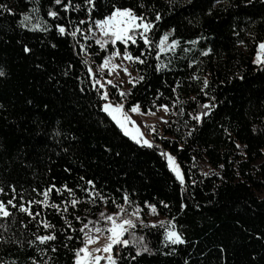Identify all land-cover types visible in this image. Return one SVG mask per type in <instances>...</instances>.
I'll list each match as a JSON object with an SVG mask.
<instances>
[{
  "label": "trees",
  "instance_id": "trees-1",
  "mask_svg": "<svg viewBox=\"0 0 264 264\" xmlns=\"http://www.w3.org/2000/svg\"><path fill=\"white\" fill-rule=\"evenodd\" d=\"M95 2L89 17L84 0H71L67 11L55 0H0L8 9L0 7V201L12 213L0 218V264H75L85 233L106 228L101 213H117V205L122 216L138 210L144 221L130 230L143 241L126 233L130 244L122 251L114 246L117 264H264V67L253 62L264 41V0ZM114 4L154 23L150 49L139 38L128 45L133 56L145 52L143 64L129 61L135 85L123 92L130 95L121 99L118 85H106L110 102L127 111L136 103L155 114L167 105L152 147L121 132L102 110L103 91L95 85L115 49L110 43L101 49L87 30ZM25 15L29 26L21 23ZM77 27L88 40L71 35ZM164 34L178 46L157 58ZM124 47L115 46L121 54ZM161 153L175 157L183 184ZM48 189L49 204L61 211L32 203L39 213L32 219L7 205L43 201ZM172 225L183 243L167 240ZM53 234L55 240H36ZM141 244L149 250L137 255Z\"/></svg>",
  "mask_w": 264,
  "mask_h": 264
},
{
  "label": "snow or ice",
  "instance_id": "snow-or-ice-1",
  "mask_svg": "<svg viewBox=\"0 0 264 264\" xmlns=\"http://www.w3.org/2000/svg\"><path fill=\"white\" fill-rule=\"evenodd\" d=\"M251 2V0H249ZM55 3L57 5L63 4V8L65 11L71 7V0H69L68 3H63V0H55ZM84 3L86 5H89L88 8V15L91 16V12L96 7L95 0H84ZM4 7L5 10H8L6 6H0ZM76 9L80 8V5H75ZM143 7V5H141ZM48 16L56 18L58 17L59 13L57 11H49ZM161 19L160 15L157 14L155 17L156 21H159ZM29 17L27 15L24 16V20L21 21V23H24V21H28ZM79 24L83 25L85 24L84 20L79 21ZM93 26L99 30L100 37L99 39H95V43L100 46L101 49H105L106 46L110 43L115 50H113L110 54V56H106L103 59L102 67L105 69L109 68L110 61L112 58L121 56V53L118 48H115L117 45V42H121L125 47L122 53V58L125 60H129L131 62H138L143 64L145 61L142 59V57L145 55V52L143 50L140 51V53L136 56H133L132 53L129 51L128 45L129 43L136 45L137 39L143 41V45L145 48H151L152 47V41L149 39L148 33L151 32V30L154 28L153 21H150L146 19V17L143 14H137V12L131 8V7H119L117 5L112 6V10L110 13L106 16H104L101 19H97L94 21V25H90L88 27L87 32L91 33L93 31ZM34 28L39 27L38 25H34ZM57 30L61 34L66 33L65 26L61 24H56ZM77 32L84 33V30L77 27L75 31L71 33L73 37L77 35ZM84 39L88 40L89 35L87 33H84ZM169 36L168 34H164L160 39L158 44L156 45V48L158 49L157 58H159V53H164L166 51H174L175 48L178 46L177 40H172L171 43H168ZM193 44L195 41L192 42ZM82 50L86 51V48L82 47ZM25 51H29V49L25 48ZM204 55H207V53H203ZM87 63V61H85ZM254 63L257 65H260L264 67V41L260 42L258 44V50L256 53V57L254 60ZM119 65L112 64L111 69L119 68ZM160 66L157 65V71H159ZM91 72V69H89ZM111 71V70H110ZM123 71L125 74L130 75L127 68H124ZM4 73L0 71V76H3ZM144 77L140 76L139 79L142 80ZM96 83H100L98 80L95 81ZM133 83V86L135 85V81H130ZM109 84H112V81H108ZM208 82L207 80L204 81V87H207ZM103 87V85H101ZM175 91V89H173ZM127 95H130V93H125L123 91L120 92L121 99H124ZM105 101H108V93L105 92L102 97ZM160 107H163L165 111H167V105H161ZM204 108H210V105L205 104L203 105ZM102 110L111 118L112 121L121 129L123 134L125 136L130 137L133 141H135L137 144H141L142 146L152 147V144L150 141L143 139V133L140 131V127L136 124V122L131 118L129 115V112L131 113H138V114H154L150 110L147 113H142L139 104H132L128 111H125V105L120 102L112 103L107 102L103 105ZM201 115H207V112H204L202 114H197L193 116V119H195L197 122L201 120ZM131 125V127H130ZM161 155H165L167 158V164L170 170L175 174L176 179L183 184L184 183V175L181 172L179 164L176 163L175 157H173L170 154L167 153H161ZM88 184L91 185L92 181H88ZM55 187V186H53ZM65 189L69 192H71V189H67V186H65ZM3 190L0 189V192ZM14 191V189H13ZM52 189H48L47 191L43 192V201H30L29 206H25V204H16L13 202V199H9L7 201V205H10L13 208H18L20 212L25 213L32 219H36L37 216H39L38 212H33L31 210L30 205L32 203L36 204H42L44 206H50L52 208H55L58 212L61 211V205L59 204H49V192H51ZM87 191V189L85 190ZM57 193H59V189H57ZM95 195H99L96 193ZM102 200H104V197H100ZM125 203L129 202L127 194L124 196ZM78 200L72 199L71 204L72 206H76L78 204ZM117 207L120 209L119 212L106 215L104 213H101V217L108 222V226L106 228H101L98 226H94V231L96 233L106 232L108 234V243L103 246V248H97L94 251L96 253H99L103 251L104 253H107L106 256L101 255H94L92 252L89 251L88 245L98 242L99 236H93L89 233H85V241L84 246L79 248L75 253V264H100L101 260H106L107 264H117V260L115 256L113 255V248L114 246H122L121 251L123 248H126L130 244V240L125 237V234L128 233L130 236L133 237V242L136 240L143 241L144 237H135V234L131 232L130 230L135 229L136 223L133 221L132 218H123L121 217V213L124 212V209L122 206L117 205ZM152 211L155 212V207L151 206ZM63 211L67 212V206L63 207ZM133 216H138V210H134L132 213ZM12 216V213L9 211L8 207L3 201H0V218H9ZM80 218L77 217V220ZM43 224V227L45 229L53 227L50 225L47 221H41ZM67 223V221H66ZM92 221H89L87 224H84L83 227L80 229L81 232H84V229H87L89 227V224H92ZM97 224L99 222H96ZM147 226V225H145ZM155 226V225H153ZM161 226H163V222H161ZM69 227L71 225L69 224ZM166 238L173 244L177 243H183V239L181 235L175 230V225H172L171 229L166 232ZM56 236L53 235H38L36 236V240H38L41 244L45 243L46 241H52L55 240ZM71 239V237H69ZM32 243V242H30ZM148 251L146 245L141 244L140 247L137 249V255L140 254V251ZM55 251V249H53Z\"/></svg>",
  "mask_w": 264,
  "mask_h": 264
},
{
  "label": "rangeland",
  "instance_id": "rangeland-1",
  "mask_svg": "<svg viewBox=\"0 0 264 264\" xmlns=\"http://www.w3.org/2000/svg\"><path fill=\"white\" fill-rule=\"evenodd\" d=\"M23 20H24V18H23ZM24 23H25V25L29 26L31 23V20L29 19L28 21H24ZM91 33L95 36L96 39L101 38L98 29L94 28ZM167 52L168 51H166L164 53H167ZM255 57H256V55H255ZM255 57H254V60H255ZM254 60H253V62H254ZM112 64L119 65L120 67L116 68V69H111ZM254 64H256V63H254ZM258 66H260V65H258ZM124 68L128 69V72L130 73V75L125 74V72L123 71ZM91 73L94 74L93 71ZM98 73L101 76L97 77L95 79V81L98 80L100 83L95 82V85L103 91L101 97H103V94L106 92V85L109 84L108 81H112L113 82L112 85H118L120 88V91H126V90H128L129 84L132 83L130 81H132V79L134 77V73L131 71V68H130L129 60L123 59L122 54H121V56H117V57L112 58V60L110 61V65H109L108 69H105L102 66H100L98 68ZM101 85H103V87H101ZM109 101H110V99H108V101H105L104 104L109 102ZM125 111H127V110H125ZM165 113H166L165 109H159L155 114L145 115V114H138V113L129 112V115L136 122V124L140 127V131L143 133V139H146V140L150 141L151 144H153L152 134L156 131L158 132V130L160 129L161 123L166 119ZM130 127H131V125H130ZM128 138L130 140H132L130 137H128ZM133 142H135V141H133ZM121 217L129 218L128 216H122V215H121ZM130 218H132L133 221L136 223L135 229L142 227L141 225L144 224V221L140 220L139 217H137V216L131 215ZM152 224H154V223H152ZM89 233H90V235H93V236H99L98 242H95V243L88 245L89 251L92 252L94 255L98 254L101 256H106L107 253H104L103 251L96 253L94 250L97 248L102 249L103 246L108 243V238H107L108 234L106 232L96 233L95 231H90ZM104 262L106 263L107 261L101 260L100 264H104Z\"/></svg>",
  "mask_w": 264,
  "mask_h": 264
},
{
  "label": "water",
  "instance_id": "water-1",
  "mask_svg": "<svg viewBox=\"0 0 264 264\" xmlns=\"http://www.w3.org/2000/svg\"><path fill=\"white\" fill-rule=\"evenodd\" d=\"M104 264H107V262L106 263L104 262Z\"/></svg>",
  "mask_w": 264,
  "mask_h": 264
}]
</instances>
